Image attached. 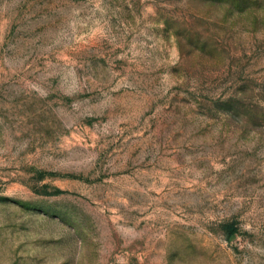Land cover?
Returning a JSON list of instances; mask_svg holds the SVG:
<instances>
[{"label":"rangeland","instance_id":"rangeland-1","mask_svg":"<svg viewBox=\"0 0 264 264\" xmlns=\"http://www.w3.org/2000/svg\"><path fill=\"white\" fill-rule=\"evenodd\" d=\"M0 264H264V0H0Z\"/></svg>","mask_w":264,"mask_h":264},{"label":"trees","instance_id":"trees-1","mask_svg":"<svg viewBox=\"0 0 264 264\" xmlns=\"http://www.w3.org/2000/svg\"><path fill=\"white\" fill-rule=\"evenodd\" d=\"M223 229L227 235H233L237 233V228L233 223H226L223 225Z\"/></svg>","mask_w":264,"mask_h":264}]
</instances>
